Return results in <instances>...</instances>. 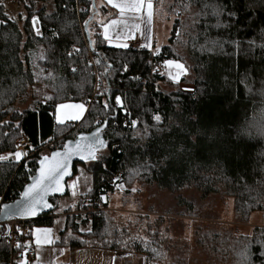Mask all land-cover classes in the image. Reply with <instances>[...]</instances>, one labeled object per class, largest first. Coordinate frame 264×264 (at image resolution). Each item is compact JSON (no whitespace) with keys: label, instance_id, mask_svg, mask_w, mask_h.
<instances>
[{"label":"trees","instance_id":"trees-1","mask_svg":"<svg viewBox=\"0 0 264 264\" xmlns=\"http://www.w3.org/2000/svg\"><path fill=\"white\" fill-rule=\"evenodd\" d=\"M217 2L233 11L234 18L213 15ZM18 3L28 17L21 25L13 17L8 19L4 4L0 6V20L5 21L0 24V156L14 153L22 134L29 138V147L19 162L0 161L3 203L20 195L44 145L53 143V151L60 149L65 140L90 133L107 121L101 133L107 153L98 162H89L91 188L73 207L92 211L67 217L69 235L64 238L66 232H60L57 246L68 251L128 250L143 256L145 264L161 261L158 236L144 242L126 229L111 230L101 210L111 195L129 193L134 184H152L170 192L193 188L203 197L232 199V214L240 225L253 214L264 217V0H152L157 21L171 23L167 43L156 52L155 44L144 51L109 46L94 19L98 11L106 13V5L94 14L91 0ZM33 14L41 35L32 28ZM93 14L86 33L85 21ZM88 51L98 55L95 95ZM166 60L184 64L187 75L173 82L164 73L152 72ZM124 64L128 72H123ZM135 76L140 79H132ZM35 86L44 88L48 96L40 98ZM115 95H121L123 109L115 105ZM65 102L87 107L74 126L55 120L56 106ZM105 102L111 110L103 108ZM157 113L161 124L152 119ZM132 120L137 121L136 128L131 127ZM169 156L171 160L163 163ZM85 164H75L74 175ZM53 221L54 217L45 216L28 225L51 227ZM238 226L195 231L191 250L195 247L196 255L191 259L187 253L181 264H244L240 252L249 240L253 241L250 260L264 264L259 257L264 227L255 226L244 234ZM81 228L89 233L80 235ZM3 232L0 228V264H9L11 252Z\"/></svg>","mask_w":264,"mask_h":264},{"label":"rangeland","instance_id":"rangeland-1","mask_svg":"<svg viewBox=\"0 0 264 264\" xmlns=\"http://www.w3.org/2000/svg\"><path fill=\"white\" fill-rule=\"evenodd\" d=\"M5 11L13 17L14 20L22 22L20 16H24V7L18 3V0H2ZM96 8L102 6L101 0H95ZM164 8V5H163ZM163 11V10H162ZM164 13V12H163ZM100 12L98 11L99 18ZM172 21L173 18L170 17ZM21 25V24H20ZM88 25V24H87ZM168 31L171 23L167 25ZM164 22L159 21L158 32L155 39L158 41L168 35L164 30ZM167 38V37H166ZM165 44L167 41L164 42ZM161 46H157L155 52ZM176 71L174 68L165 67L164 71ZM168 78L170 75L166 74ZM174 76V73H173ZM39 90V97L44 98L47 91L40 86H35ZM189 89V87H183ZM37 95V92L34 93ZM48 96V95H47ZM19 108H22L20 106ZM60 141V140H59ZM54 146L53 143L44 145L42 149ZM46 154V150L42 151ZM41 153L42 155H44ZM102 150V155L106 154ZM7 159L15 161L14 156L3 155ZM23 157V156H22ZM5 159V160H7ZM22 159V158H21ZM17 162V161H16ZM89 162L80 165L76 169V174L67 181V193L65 196L55 199L53 205L54 217L51 227L32 226L31 242L36 254L37 245L33 232L36 228L51 229L50 239L52 243L41 245L40 257L42 264H145L143 256L129 252L128 250H119L112 252L98 248H83L80 250L68 251L67 248L57 246L55 241L60 239L59 233L66 232L65 221L67 217L81 215L91 212L92 208L86 210H75L73 207L80 202V196L86 194L91 188V175L88 171ZM75 184V187L71 185ZM80 204V203H79ZM88 205V204H85ZM233 201L219 195L203 197L193 188H184L180 191L170 192L161 190L155 185H138L130 187L129 193L120 191L110 196L106 208H102L106 217L109 219L110 229H126L130 236L136 237L147 242L151 237L158 236L161 240L162 260L157 264H181L185 255L193 259L196 255L195 247L191 250L195 231L204 228H230L239 225L241 233H249L255 226L264 227V217L261 214H253L246 224L235 222L233 214ZM68 210V212H66ZM96 211V210H93ZM263 217V218H262ZM87 228L80 230L79 234H87ZM192 251V252H191ZM131 253V255H128ZM37 255V254H36ZM35 261V260H34ZM36 262V261H35Z\"/></svg>","mask_w":264,"mask_h":264},{"label":"snow or ice","instance_id":"snow-or-ice-1","mask_svg":"<svg viewBox=\"0 0 264 264\" xmlns=\"http://www.w3.org/2000/svg\"><path fill=\"white\" fill-rule=\"evenodd\" d=\"M107 4L111 5L112 8H115L119 12L120 19H112L107 24H102L103 27V39L108 41L109 44L113 43V39H115L116 43L114 44L117 48L127 49L129 45L127 43H123L121 41L132 39V35L130 31H125V29L129 28L127 21L124 19L129 13L137 14V13H144L147 16V22L151 24L152 22V9L153 3L152 0H106ZM28 0H25V4L27 5ZM0 6H2V0H0ZM30 6V5H29ZM94 6V5H93ZM8 19H11V16L8 13H4ZM213 15L219 17L221 15H226L229 19L234 18V12L231 10H227L221 3L217 2L214 8ZM137 19H141V17H136ZM20 19L27 20V16H20ZM15 22V21H14ZM32 28L35 31L36 35H41L39 28L36 25L39 23L38 17L33 14L31 16ZM5 23V21L0 20V24ZM87 21H85V25L87 26ZM119 25H123V29L116 31L115 37H113L112 33L113 30L116 29ZM139 24L131 25L132 29L139 30ZM141 47H147V45H140ZM76 52H79L80 49L76 48ZM69 56L72 53L68 54ZM100 61L97 60V64ZM165 65L170 68H175L176 73L175 75L170 74V79L173 82H178L182 75H187V69L184 64L173 61V60H166ZM108 68H111V65H108L105 69L106 74L108 73ZM129 67L127 64L123 65V72H128ZM73 72H76V68H72ZM134 80H139V76L132 77ZM107 90V89H106ZM186 91H191L190 89H185ZM158 91V89H157ZM115 105L123 109V101L121 95H115ZM103 108L106 110H111L112 106L105 102L103 104ZM64 109H74V111L70 114L62 113ZM85 111L84 104H58L56 106V121L58 124H63L66 118H70L72 120H76L80 118L81 114ZM152 119L157 122V124H161L162 117L159 113L155 114ZM131 127H137V121H131ZM162 130V129H161ZM205 135H209L205 133ZM19 146L17 145V148ZM64 151L63 152H53L51 157L44 156L40 161L41 167L39 170L38 177L34 178V182L29 185L21 195V200L16 201L15 207V215L22 217V218H32L35 217L38 212H40L44 208H52L53 205L50 204L46 199L49 193H60L63 191V185L61 181L63 178L69 174L68 172V165L69 161L73 156L79 157L80 160L85 162L93 161L98 162L103 158L102 150L108 147V144L104 139L101 138V128H97L96 131L90 136H80L73 144L67 143L64 144ZM184 149H177V155L182 152ZM14 156L15 161L19 162L23 155L26 153H22L21 151H15L12 153ZM7 159L5 156H0V161ZM171 160V156L166 159H163V163H168ZM71 187H75V184L71 185ZM103 200L104 197H101ZM4 208H10L9 205H5ZM3 211V209H0ZM6 216L9 219L12 218L11 212H6ZM16 231L19 234H23L19 225H16ZM51 229H41L36 228L33 232L35 237V244L37 245L36 254H37V261L40 259V249L41 245L43 244H50L52 240L50 239ZM7 238L10 239L11 237V229L8 230L6 234ZM253 243V241L249 240L244 247L241 249L240 256L244 261V264H254L250 260L252 253L249 252V245ZM17 249L21 248V244L17 242L14 245ZM27 246H25L26 249ZM131 255V253H128ZM21 256H24V252H21ZM259 257L264 259V245H262L261 251L259 253ZM17 264H28L26 259L20 260Z\"/></svg>","mask_w":264,"mask_h":264},{"label":"built area","instance_id":"built-area-1","mask_svg":"<svg viewBox=\"0 0 264 264\" xmlns=\"http://www.w3.org/2000/svg\"><path fill=\"white\" fill-rule=\"evenodd\" d=\"M131 35L133 38L129 39L127 41V44L129 45V47L127 49L134 50V51H144L145 49L140 46L141 43H140V38H139L138 33H132ZM89 55H90L91 61L94 60L96 63V56L94 55V53L92 51H90ZM91 66H92V70L90 73L95 76V86H97L98 85V79H97V73H96L95 65H91ZM162 68H163L162 64H157L153 67L152 72L161 73ZM97 124H98V122L94 123V125H97ZM125 124H127L126 121H125ZM67 125L74 126V123H67ZM17 145L19 146L18 148H17ZM28 147H29V138L26 135L22 134L17 139V141L15 142L14 150L15 151H21L22 153H26ZM53 149H54L53 146H51V147H47L46 149H43V150H46L47 151L46 153H49V152L53 151ZM43 154H45V153H43ZM23 157H25V155H23ZM2 203H3V201H2V199H0V206ZM45 216L52 217L53 215H52V213H49V214L43 215L41 217H45ZM28 221L29 220H15V219H13V220H10V221L4 222V223H0V228L4 229L2 238L10 247L11 255H10L9 264H17L18 261L24 260V259H26L28 261V264H36L34 262V257H35L34 256V247L31 243V227L28 225ZM16 225L20 226L23 234L17 233L16 227H15ZM9 229H11L10 239L7 238V235H6L8 233ZM17 242H19L21 244L20 249H17L14 246ZM25 246H27L26 249H25ZM21 252H24V256H21Z\"/></svg>","mask_w":264,"mask_h":264},{"label":"crops","instance_id":"crops-1","mask_svg":"<svg viewBox=\"0 0 264 264\" xmlns=\"http://www.w3.org/2000/svg\"><path fill=\"white\" fill-rule=\"evenodd\" d=\"M101 3L102 5H106L107 6V11L106 13L102 14L100 13L99 15V18H96L98 17V15H95L94 17V14H96V12L93 14V17L95 19V22L98 23L100 25V28H101V35L103 33V27H102V24H107L110 20L112 19H117L119 20L120 19V16H119V12L117 9L115 8H112L111 5L107 4L106 0H101ZM51 8H48V10L50 11ZM97 9V8H96ZM136 17H141V19H137ZM128 25H129V28L128 29H125V31H130L131 34L132 33H138L139 35V38H140V43L141 45H147V47H143L145 50L146 49H151V47L155 44L156 47L157 46H162L164 45L165 41L167 40V36L165 37V34L164 36H162L161 39H159L158 41L155 39V35H156V32H158V28H159V21H157V18H156V13H155V9L153 7L152 9V22L151 24H149L147 22V16L144 14V13H137V14H132V13H129L125 18H124ZM164 22V21H163ZM133 24H139L140 27H139V30H135V29H132L131 28V25ZM169 24V21H165L164 22V31L165 32H168V28H167V25ZM37 28H39V23L36 25ZM123 25H119L116 29L113 30V37H115V33L116 31H119L120 29H123ZM103 36V35H102ZM129 40V39H128ZM128 40H124V41H121L123 43H127ZM106 43L109 45V46H112V47H115L114 44L116 43L115 39H113V43L112 44H109L108 41H106ZM156 49V48H155ZM163 68H162V71L161 73H164L165 75L168 73V75H175L176 71H164L165 70V63L162 64ZM175 69V68H174ZM172 80V79H171ZM173 81V80H172ZM61 104V103H60ZM63 104H69V105H72V104H80V103H71V102H65ZM87 110V107L85 106V111L81 114L80 118L76 119V120H72L70 118H66L64 123L63 124H67V123H76L78 121H80L85 112ZM74 111V109H64L62 110V113H72ZM55 120H56V109H55ZM50 153V152H49ZM49 153H46L44 155H48ZM32 243V242H31ZM34 261L36 264H42L40 262H42V258L40 257L39 261H37V255L34 254Z\"/></svg>","mask_w":264,"mask_h":264},{"label":"water","instance_id":"water-1","mask_svg":"<svg viewBox=\"0 0 264 264\" xmlns=\"http://www.w3.org/2000/svg\"><path fill=\"white\" fill-rule=\"evenodd\" d=\"M93 5H94V6H93ZM91 7H92V10H93L94 13H95V12L97 11V10H96V6H95V0H91ZM92 19H93V15H91V16L89 17V19L87 20V22L89 23ZM88 23H87V24H88ZM84 28H85V32L87 33L86 25H85ZM87 38H88V40H89V36H88V35H87ZM89 44H91L90 40H89ZM95 55H96V54H95ZM96 56H98V55H96ZM106 126H107V121H104L100 126H98L99 128H101V133L103 132V130L105 129ZM98 127H97V128H98ZM97 128H95V129H94L93 131H91L90 133H86V134L83 133V134H80V135H78L77 137H75V138H73V139H67V140L64 141V143H63V145H62V148L57 149V150H54V151H51L48 155H43V156H41V157L38 159L37 163H36V169H35L33 175H31V176L28 178V181H27V183L23 186V188H22V190H21V192H20V195H19L15 200H13V201L5 202V203H2V204H1L0 209H3V211H0V223H4V222H7V221H10V220H13V219H15V220H29V221H33V220H36V219L40 218V217L43 216V215H46V214L51 213V212L53 211V209H54V205L50 202V199H51V198H54V197L61 198V197H63V196L66 195V193H67V181H68L69 179H71V178L74 176V170H73V169H74L75 164H77V163H78V164L88 163V162H91V161L85 162V161H83V160H80L79 157H77V156H73V157L71 158V160L69 161V165H68V172H69V174L66 175V176L63 178V180L61 181V183H62V185H63V191L60 192V193H49L47 196H45V199H46L50 204L53 205L52 208H44V209H42L40 212H38V214H37L35 217H32V218H22V217H19V216L15 215L16 201L21 200V195H22V193L24 192V190H25L29 185H31V184L34 182V178L38 177V175H39V170H40V167H41L40 161L42 160V158H43L44 156L51 157L53 152H63V151H64V147H63L64 144H67V143H70V142H71V143L73 144V146H74L75 141H76L77 139H79L80 136H88V137H90V136L96 131ZM5 205H9L10 208H4ZM6 212H11V213H12V218H11V219H9L8 216L5 215Z\"/></svg>","mask_w":264,"mask_h":264},{"label":"bare ground","instance_id":"bare-ground-1","mask_svg":"<svg viewBox=\"0 0 264 264\" xmlns=\"http://www.w3.org/2000/svg\"><path fill=\"white\" fill-rule=\"evenodd\" d=\"M86 29H87V28H86ZM87 35H88V34H87ZM87 35H86V38H87ZM89 40H90V39H89ZM89 40H88V38H87L88 44H89ZM90 42H91V41H90ZM89 45H90V44H89ZM89 53H90V51H88V55H87V64L91 66V65H94V60L91 61V58H90ZM97 87H98V85H97V86H94V93H93L94 95L97 94V90H96ZM27 150H28V149H27ZM26 155H27V151H26ZM26 155H25V156H26ZM42 156H43V155H42Z\"/></svg>","mask_w":264,"mask_h":264}]
</instances>
